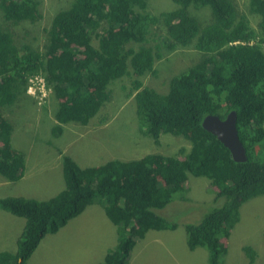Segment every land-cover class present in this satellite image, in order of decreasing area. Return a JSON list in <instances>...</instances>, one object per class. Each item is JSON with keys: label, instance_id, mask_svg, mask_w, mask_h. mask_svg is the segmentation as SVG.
<instances>
[{"label": "trees", "instance_id": "1", "mask_svg": "<svg viewBox=\"0 0 264 264\" xmlns=\"http://www.w3.org/2000/svg\"><path fill=\"white\" fill-rule=\"evenodd\" d=\"M150 1L72 0L50 18L39 35L43 44L34 47L35 36L21 42L15 30L23 22L41 23L40 0H0V175L7 182L19 181L26 166L1 109L26 95L36 77L57 104L53 137L62 136L68 124L87 125L106 104L134 92L132 108L120 104L116 113L133 109L132 136L149 142L135 159L86 168L64 154L57 195L46 201L0 199V209L25 221L15 252L0 253V264H28L46 235L91 205L115 227L116 245L101 264H129L140 240L176 230L160 211L184 199L189 175L210 180L222 204L197 225L185 224L187 247L206 251L209 264H220L241 206L264 196V0H248L246 11L235 0H169L173 9L160 13L148 11ZM207 9L208 18L200 20L195 12ZM248 15L258 17L257 29ZM190 46L197 62L170 71L159 88L137 80L156 75V61ZM119 79L124 82L113 90ZM232 111L246 152L242 163L201 126L207 116L224 120ZM166 134L184 138L189 148L166 155L154 150ZM262 239L264 244V234ZM242 249L252 264L259 252L249 245Z\"/></svg>", "mask_w": 264, "mask_h": 264}, {"label": "rangeland", "instance_id": "2", "mask_svg": "<svg viewBox=\"0 0 264 264\" xmlns=\"http://www.w3.org/2000/svg\"><path fill=\"white\" fill-rule=\"evenodd\" d=\"M235 1L241 11L248 9V0ZM71 2L72 0H40V8L43 12L42 15H44L41 23H21L20 27L15 30V39L23 42L20 39L35 36L39 41H33L32 46L37 47L41 43L43 44V39L39 35L43 36L45 34V29L49 27L50 18L59 10L67 8ZM170 9H173V5L169 0H151L148 7V11L153 13ZM208 12V9L200 10L199 12L196 11L195 14L200 20H206ZM248 17L250 25L257 29L258 17L254 15H248ZM2 23L4 22H2L0 14V24ZM174 53L156 61L154 64L156 75L147 74L137 78V80L145 86L157 89L164 81L171 78V72L176 74L178 73L177 69H184L190 62L195 63L199 58L198 52L192 46L181 48ZM169 58H171L170 61ZM122 81L124 82V79L114 82L113 90L119 88ZM133 93L129 98L122 97L118 101L113 100L111 103L106 104L100 114L87 125L71 123L64 126V132L58 138L50 134L52 124L55 122L54 115L57 104L54 97L51 96L50 89L45 87L44 84L41 85L40 83L34 93L30 95L26 93L11 106L2 108L1 111L13 127L14 147L16 150H25V157L28 158V162H31L27 164V169L24 170L21 179L24 178L27 171L26 176L31 175V177L24 179L26 183L15 186L0 181V197L8 196L6 194L18 190L31 192L34 187L33 192L37 193L39 199L33 200L44 201L51 196L55 184L59 182L58 172L48 170V166L54 161H61V156L64 154L71 157L77 165L86 168L102 165L113 159L128 161L135 159L138 156L137 154L144 152L149 146V142L139 136L137 138L132 136V131L135 128L134 124L136 123V119L132 115L133 109L121 114L116 113L120 104H124L122 108L126 105H130L132 108ZM159 143V146L153 145L152 148L159 153L164 152V155L166 153L176 154L182 147L189 148V143L184 138L170 134L161 136ZM39 167L43 169V172L40 173ZM185 186L187 190V194L184 195L185 199L179 201L176 198L160 211V214L166 218L165 220L168 223L177 225L176 231L173 233H158L147 237L145 242L138 243L134 247L135 251L139 253L137 254L138 258L129 264H175L172 261H177V259L181 260V264H209L206 258L207 252L204 250L196 249L192 252L187 247V255L184 259L182 254L180 255L181 258L171 254L166 255V252L171 249H161L159 247L161 246L159 243L173 247L172 243H168V239L177 243L176 247H179L180 243L182 247V244L186 241L185 224L197 225L205 214L221 207L222 198L216 200V195L212 190L215 188H211L208 179L189 175ZM22 228L23 220L21 218L0 209V253L16 250L17 238ZM107 230H110L109 226ZM84 232V230L79 229L77 236ZM263 234L264 196H259L241 206L240 220L234 226L227 241V254L220 264H250L242 249L247 245L251 246L257 253L259 252L258 257L254 258L252 264H264V244L263 239L261 240ZM57 235L48 236L49 240L43 241L45 249L51 251L48 254L44 253L43 256L48 260L50 259V264H58L54 254L57 251L64 250L69 254L64 255V264H70L75 252V243L72 239H69L66 244L62 245L59 241H56ZM99 239V237L96 238V240ZM146 247L149 252L153 253L150 254L148 259L142 260L141 254L144 248L146 254ZM87 252H84V254L88 257ZM44 264H48V262L46 261ZM90 264H93V262H90Z\"/></svg>", "mask_w": 264, "mask_h": 264}, {"label": "crops", "instance_id": "3", "mask_svg": "<svg viewBox=\"0 0 264 264\" xmlns=\"http://www.w3.org/2000/svg\"><path fill=\"white\" fill-rule=\"evenodd\" d=\"M13 142H14V136L12 135V143ZM19 151H21L24 155L25 166H26L25 170H26L27 164L31 163V162H28V158L25 157V150H19ZM78 166H80V165H78ZM80 167H82V166H80ZM82 168H84V167H82ZM48 170L58 172L59 182L55 184L54 192L51 194V196H49L45 200L54 197L55 195H57V193L59 191H61L63 189V181L61 178V161H59V162L54 161V162L50 163L48 166ZM39 171L41 173V172H43V169H41V167H39ZM27 172L25 173V176L23 179L15 182V183L8 182L7 184H11V186H15V185H22V184L26 183V181L24 179H29L31 177V175L26 176ZM4 183H6V182H4ZM33 188L31 190V192H24L23 190H18L16 192H11V193L6 194V195H8L10 197H23V198L39 199L38 198L39 196L37 195V193L35 191L33 192ZM24 223H25V221L23 220V226H24ZM108 226L110 227V230H107ZM8 228H9V225H8ZM79 229H82L85 232L82 233L81 235L77 236L79 234L78 233ZM55 234H58L56 236V241H59L62 245L66 244L67 241H69V239H72L74 241L75 252H74V255L72 256V262L70 264H90V262H93V264H101L103 262L105 255H106L105 253L109 249L115 247V245H116L115 227L105 219V217L103 215V211L98 205H91V206L87 207L81 215H79L78 217L71 220L66 227L62 228L58 233H55ZM48 236H54V234L53 235H46L40 241L38 247L36 248L35 251H33L34 253L29 258V264H44L46 261L48 262V264H50V262H49L50 259L48 260V258H45L43 256L44 253H46V254L51 253L50 250H48V249L46 250L45 247L43 246V241L49 240L47 238ZM97 237H99L100 239L96 240ZM146 239H147V237L140 240L138 243L140 244L141 242H145ZM168 243H172L173 247L171 248V250L166 252V255L171 254L173 256L181 258L180 255L182 254V257H184V259L186 258L185 257L187 255L186 241H184V243L182 244V247H181V244L179 247H176L177 243H174L170 239H168ZM159 244L162 246V247L159 246L161 249H167L168 248V246H164L162 243H159ZM146 250H147L146 254H145V248L142 251V254H141L142 260L148 259L150 257V254L153 253V252H149L147 247H146ZM86 251H88L87 252L88 257L84 254V252H86ZM194 251H192V252H194ZM14 252H15V250H10V253H14ZM137 254H139V253H137L135 251V248H134L133 252L131 254L132 257H131L130 262H132L138 258ZM144 254L146 255V258H145ZM64 255H69V254H67L66 251H64V250L63 251L62 250L57 251V253L54 254L55 259H56L58 264H64ZM172 258H174V257H172ZM172 263L181 264V260L177 259V261L174 260V261H172Z\"/></svg>", "mask_w": 264, "mask_h": 264}, {"label": "water", "instance_id": "4", "mask_svg": "<svg viewBox=\"0 0 264 264\" xmlns=\"http://www.w3.org/2000/svg\"><path fill=\"white\" fill-rule=\"evenodd\" d=\"M201 126L205 131L216 137L229 151L231 158L235 162L242 163L247 160L245 149L240 140H238L235 112H230L224 120L217 116H207L202 121Z\"/></svg>", "mask_w": 264, "mask_h": 264}, {"label": "built area", "instance_id": "5", "mask_svg": "<svg viewBox=\"0 0 264 264\" xmlns=\"http://www.w3.org/2000/svg\"><path fill=\"white\" fill-rule=\"evenodd\" d=\"M40 83H41V85L44 84V82H43L41 79H37V78H35V79H30V80L28 81V86H27V90H26V92H27L28 94H32V93H34L35 90L37 89V86L40 85ZM44 86H45V85H44Z\"/></svg>", "mask_w": 264, "mask_h": 264}, {"label": "clouds", "instance_id": "6", "mask_svg": "<svg viewBox=\"0 0 264 264\" xmlns=\"http://www.w3.org/2000/svg\"><path fill=\"white\" fill-rule=\"evenodd\" d=\"M36 78H37V79H41V80L43 81V79L40 78V77H36ZM26 93H27V92H26ZM27 94H28V93H27ZM29 95H30V94H29ZM235 114H236V113H235ZM237 133H238V132H237ZM12 135L14 136V133H12ZM166 135H167V134H166ZM163 136H164V135H163ZM160 137H161V136H160ZM243 147H244V146H243ZM79 167H80V166H79ZM81 168H82V167H81ZM0 181H1V182L4 181V182L8 183V182L4 179V177H3L2 175H0ZM209 181H210V180H209ZM211 188H214V187L211 186ZM212 190H213V192H214L215 189H212ZM186 194H187V193H186ZM186 194H184V195H186ZM6 197H10V196H3V197L0 198V199L6 198ZM184 199H185V196H184ZM184 199H183V200H184ZM47 200H48V199H47ZM174 200H175V199H174ZM178 200H179V199H178ZM183 200H179V201H183ZM44 201H46V200H44ZM171 203H172V202H171ZM171 203H170V204H171ZM175 231H176V230H175ZM175 231H173V232H175ZM173 232H172V233H173ZM165 233H170V232L167 231V232H165ZM136 245H137V244H136Z\"/></svg>", "mask_w": 264, "mask_h": 264}, {"label": "flooded vegetation", "instance_id": "7", "mask_svg": "<svg viewBox=\"0 0 264 264\" xmlns=\"http://www.w3.org/2000/svg\"><path fill=\"white\" fill-rule=\"evenodd\" d=\"M168 248H170V249H171V248H172V246H168Z\"/></svg>", "mask_w": 264, "mask_h": 264}]
</instances>
